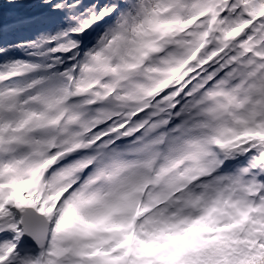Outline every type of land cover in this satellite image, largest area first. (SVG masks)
Instances as JSON below:
<instances>
[{"label": "snow or ice", "instance_id": "snow-or-ice-1", "mask_svg": "<svg viewBox=\"0 0 264 264\" xmlns=\"http://www.w3.org/2000/svg\"><path fill=\"white\" fill-rule=\"evenodd\" d=\"M0 264H264V0H0Z\"/></svg>", "mask_w": 264, "mask_h": 264}]
</instances>
